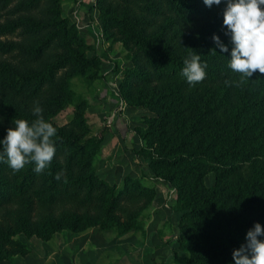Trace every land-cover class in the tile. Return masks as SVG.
Wrapping results in <instances>:
<instances>
[{
  "label": "trees",
  "instance_id": "obj_1",
  "mask_svg": "<svg viewBox=\"0 0 264 264\" xmlns=\"http://www.w3.org/2000/svg\"><path fill=\"white\" fill-rule=\"evenodd\" d=\"M42 1L27 0L26 5ZM204 6L203 0H134L133 19L103 16L102 24L118 28L133 53L134 67L123 71L120 97L156 114L148 128L140 130L148 147L136 153L149 159L155 178L177 189L171 209L179 212L175 241L187 252L185 262L235 264L233 250L246 242L255 223L264 225V74L257 71L240 93L226 87L223 68L231 59L232 45L225 44L227 53L218 47L206 51V38L189 46L190 50L198 47L201 61L208 64L206 79L191 87L180 75L189 50L182 49L179 34H171V25L150 31L152 18L167 9L184 23ZM19 28L44 35L38 45L24 50L28 56L40 59L54 43L66 54L40 72L18 73L0 63V83L17 94L41 92L68 66L91 79L101 63L111 64L104 54L87 57L89 46L59 10L43 22L24 18L0 24V38ZM14 50L13 44L0 40V52ZM4 116L12 127L14 119L29 123L37 119L13 110ZM52 124L57 129L56 154L42 174L34 171V164L14 174L0 162V260L28 252L25 242L15 237L18 232L48 238L62 229L112 227L117 212L125 211L122 200H139L153 193L138 181L117 192L97 175L94 158L102 139L85 136L89 127L83 115L76 112L68 130ZM6 135L0 133V141ZM209 171L215 179L206 187L203 177Z\"/></svg>",
  "mask_w": 264,
  "mask_h": 264
},
{
  "label": "rangeland",
  "instance_id": "obj_2",
  "mask_svg": "<svg viewBox=\"0 0 264 264\" xmlns=\"http://www.w3.org/2000/svg\"><path fill=\"white\" fill-rule=\"evenodd\" d=\"M133 1L43 0L27 6V0H0V24L24 18L43 22L55 17L59 10L62 17L76 26L79 36L89 46L86 49L87 57L104 54L105 59L111 62L109 65L101 63L91 79L76 74L68 66L58 71L53 81L37 94H17L0 83V133L7 134V129L12 127L4 116L5 111L13 110L37 118L33 115L36 102L43 109L45 121L65 130L70 128L74 114L78 112L84 116L89 127L85 136L102 139L94 158L97 175L115 186L117 192L132 181H138L153 192L139 200H122L120 205L125 211L117 212L112 227L104 228L97 224L80 231L62 229L48 238L18 232L15 237L25 242L28 252L0 260V264H187L184 260L187 252L175 241L179 233L176 226L179 212L172 211L171 207L175 204L177 189L155 178L148 166L149 159L136 153L148 147L140 130H146L149 119L156 117V114L120 97L119 84L123 71L134 67L133 53L124 45V35L118 28H105L102 24L103 16H128L133 19ZM225 7L223 2L211 8L205 5L198 15H190L184 23L177 22L174 13L167 9L164 14L152 18L150 31L171 25V34H179L181 39L178 41L181 40L184 51L189 50L188 57L192 52L189 46L203 39L207 38L209 42L206 51L216 47L212 39L214 35L231 46L230 38L225 35L227 29L223 27ZM43 36L19 28L13 35L0 38L2 42L15 46L11 53L0 52V63L9 65L18 73L47 69L66 52L54 43L40 59L28 56L24 50L39 44ZM195 48L197 50L194 51L202 56L199 48ZM228 63L229 60L223 68V77L225 81L238 83L239 74L233 72ZM247 82L239 87L235 84L224 85L240 93ZM250 88L253 89V85ZM214 179V172L209 171L204 175L203 183L211 187ZM131 212L133 214L130 215ZM2 214L3 210H0V217Z\"/></svg>",
  "mask_w": 264,
  "mask_h": 264
},
{
  "label": "clouds",
  "instance_id": "obj_3",
  "mask_svg": "<svg viewBox=\"0 0 264 264\" xmlns=\"http://www.w3.org/2000/svg\"><path fill=\"white\" fill-rule=\"evenodd\" d=\"M211 8L225 3L223 11V27L225 35L232 44L231 59L228 67L239 74V82L225 81L227 86H242L254 73L264 74V0H203ZM221 52H229L218 35L212 37ZM215 51V50H213ZM180 73L191 87L202 83L207 76V62L201 61V55L192 50L183 61ZM43 109L36 102L33 115L37 117L29 123L24 119H14L15 127L7 129L6 137L0 141V162L5 163L15 174L26 165L34 164V171L42 174L51 166L56 154L57 129L52 123L45 121ZM57 180L61 179L58 173ZM264 226L255 223L248 230L245 240L238 249L233 250L235 264H264Z\"/></svg>",
  "mask_w": 264,
  "mask_h": 264
}]
</instances>
